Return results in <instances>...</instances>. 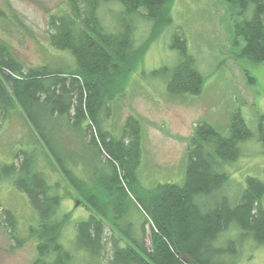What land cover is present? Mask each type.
I'll return each mask as SVG.
<instances>
[{
	"label": "trees",
	"instance_id": "16d2710c",
	"mask_svg": "<svg viewBox=\"0 0 264 264\" xmlns=\"http://www.w3.org/2000/svg\"><path fill=\"white\" fill-rule=\"evenodd\" d=\"M108 1L65 0L62 11L49 15L48 43L72 56V69L26 67L0 42V123L18 113L28 135L25 143L18 142L10 162L0 161V184L24 195L35 213V223L27 228L35 243L31 264H71L74 251L104 264H211L201 260L204 249L232 228L239 241L264 245V182L247 177L234 205L225 195L217 196L228 182L225 165L236 161L239 144L253 137L239 111L230 114L226 135L205 121L195 124L185 150L182 184L140 185V121L126 117L116 136L105 122L112 103L124 93L126 72L137 67L146 44L170 24L172 0H117L121 15L115 31L107 30L98 16ZM220 2L241 17L232 26L239 58L251 65L264 63V0ZM137 15L151 31L146 43L136 47ZM5 18L0 9V20ZM169 48L176 54L175 64L155 72L166 77L167 94L197 96L204 79L184 37L173 33ZM65 131L75 133L89 151L90 158L81 160L83 176L74 171L77 157L63 140ZM259 140L264 143L263 129ZM46 167L61 175L76 205L89 212L74 224V250L62 244L71 213L60 214L63 198L58 185L49 183ZM133 208L143 219L139 230L130 220ZM2 212L8 235L21 245L14 214Z\"/></svg>",
	"mask_w": 264,
	"mask_h": 264
},
{
	"label": "rangeland",
	"instance_id": "374dc122",
	"mask_svg": "<svg viewBox=\"0 0 264 264\" xmlns=\"http://www.w3.org/2000/svg\"><path fill=\"white\" fill-rule=\"evenodd\" d=\"M64 8L65 0H0V9L6 17L0 20V42L7 44L26 67L48 65L52 69H72L75 65L72 56L53 50L47 39L49 15ZM120 13L117 0H109L98 10L101 22L109 31L116 30ZM169 16L170 24L146 44L137 67L126 72L124 93L112 103L105 127L116 136L126 117L133 116L140 121L142 160L139 183L142 188L149 189L157 184H182L188 138L199 120L226 135L230 114L239 111L253 137L240 143L239 158L225 165L228 182L217 194L218 197L225 195L234 205L245 188L247 177L264 182V143L259 140V129L264 130V63L251 65L239 58V48L233 43L232 26L233 21L241 17L228 12L220 0H172ZM133 25L135 46H142L149 37L150 24L137 15ZM175 32L184 37L188 53L195 59L204 79L197 96H169L166 77L155 73L176 62V54L169 48L170 37ZM62 137L77 157L74 171L83 176L81 160L90 158L89 151L85 152L81 147L75 133L65 131ZM27 138V128L18 113L0 123V161L10 162L18 142L25 143ZM44 169L49 183L58 185V193L63 198L60 214L71 213L61 241L64 247L74 250V224L87 219L89 212L82 205H76L74 194L56 170ZM4 209L10 210L17 220L21 245H17L7 233ZM35 220L26 197L9 184H0V264H31L35 257V243L28 237L27 228ZM130 220L139 230L143 219L134 208ZM145 230L148 236V223H145ZM234 240H238V232L232 228L204 249L201 260L211 264H264V245L257 246L251 240ZM146 242L148 244V240ZM74 254L71 264H104L92 262L75 251Z\"/></svg>",
	"mask_w": 264,
	"mask_h": 264
}]
</instances>
